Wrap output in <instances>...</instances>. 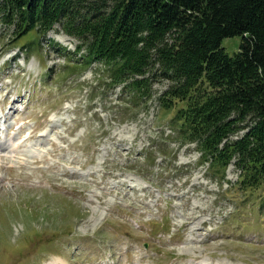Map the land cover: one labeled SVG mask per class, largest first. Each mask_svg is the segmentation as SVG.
<instances>
[{"label": "rangeland", "instance_id": "rangeland-1", "mask_svg": "<svg viewBox=\"0 0 264 264\" xmlns=\"http://www.w3.org/2000/svg\"><path fill=\"white\" fill-rule=\"evenodd\" d=\"M13 29L0 22V264H264V188L244 199L234 163L219 183L181 146L158 65L133 107L61 26Z\"/></svg>", "mask_w": 264, "mask_h": 264}, {"label": "trees", "instance_id": "trees-1", "mask_svg": "<svg viewBox=\"0 0 264 264\" xmlns=\"http://www.w3.org/2000/svg\"><path fill=\"white\" fill-rule=\"evenodd\" d=\"M0 22L14 39L61 26L78 66H104L133 107L154 98L158 65L170 83L159 104L181 146L196 144L219 183L234 163L244 199L264 188V0H0ZM235 37L231 56L223 42Z\"/></svg>", "mask_w": 264, "mask_h": 264}, {"label": "bare ground", "instance_id": "bare-ground-1", "mask_svg": "<svg viewBox=\"0 0 264 264\" xmlns=\"http://www.w3.org/2000/svg\"><path fill=\"white\" fill-rule=\"evenodd\" d=\"M1 129V128H0ZM12 142V141H11ZM7 143H8V140H7ZM10 146V145H9ZM9 146H3L2 150H7L9 148ZM57 261V260H56ZM58 263V262H57Z\"/></svg>", "mask_w": 264, "mask_h": 264}]
</instances>
